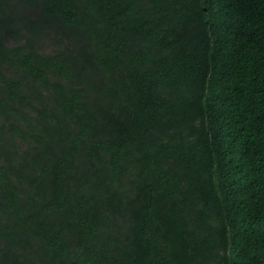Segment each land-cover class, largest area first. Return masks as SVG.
Instances as JSON below:
<instances>
[{
	"label": "trees",
	"instance_id": "trees-1",
	"mask_svg": "<svg viewBox=\"0 0 264 264\" xmlns=\"http://www.w3.org/2000/svg\"><path fill=\"white\" fill-rule=\"evenodd\" d=\"M0 264H264V0H0Z\"/></svg>",
	"mask_w": 264,
	"mask_h": 264
},
{
	"label": "clouds",
	"instance_id": "clouds-1",
	"mask_svg": "<svg viewBox=\"0 0 264 264\" xmlns=\"http://www.w3.org/2000/svg\"><path fill=\"white\" fill-rule=\"evenodd\" d=\"M204 47H206V46H204Z\"/></svg>",
	"mask_w": 264,
	"mask_h": 264
}]
</instances>
